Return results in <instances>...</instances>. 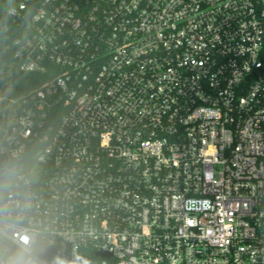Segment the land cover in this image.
<instances>
[{
    "label": "built area",
    "instance_id": "built-area-1",
    "mask_svg": "<svg viewBox=\"0 0 264 264\" xmlns=\"http://www.w3.org/2000/svg\"><path fill=\"white\" fill-rule=\"evenodd\" d=\"M0 264H264V0L0 4Z\"/></svg>",
    "mask_w": 264,
    "mask_h": 264
},
{
    "label": "trees",
    "instance_id": "trees-1",
    "mask_svg": "<svg viewBox=\"0 0 264 264\" xmlns=\"http://www.w3.org/2000/svg\"><path fill=\"white\" fill-rule=\"evenodd\" d=\"M3 1L4 0H0V4ZM7 187H8V184L7 183H5V182L3 183V182L0 181V201L4 197Z\"/></svg>",
    "mask_w": 264,
    "mask_h": 264
},
{
    "label": "clouds",
    "instance_id": "clouds-1",
    "mask_svg": "<svg viewBox=\"0 0 264 264\" xmlns=\"http://www.w3.org/2000/svg\"><path fill=\"white\" fill-rule=\"evenodd\" d=\"M17 264H18V262H17Z\"/></svg>",
    "mask_w": 264,
    "mask_h": 264
}]
</instances>
